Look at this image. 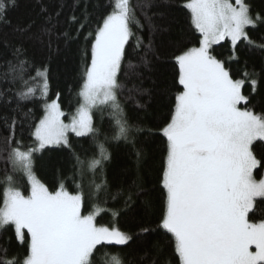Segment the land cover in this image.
Listing matches in <instances>:
<instances>
[{"label": "snow or ice", "instance_id": "1", "mask_svg": "<svg viewBox=\"0 0 264 264\" xmlns=\"http://www.w3.org/2000/svg\"><path fill=\"white\" fill-rule=\"evenodd\" d=\"M35 4V17L13 24L8 13L19 7L17 0H0V125L6 132L0 152H6L12 172L22 173L30 187L26 195L7 171L0 180L6 185L0 236L11 231L8 243L15 239L27 249L23 264H100L106 250L117 246L135 253L124 264H264V215L253 218L258 198L264 204V177L254 175L264 169V107L257 112L253 105V95L264 81V66L260 72L245 73L253 94L245 95V80L233 78L226 62L214 54V46L227 41L235 58L243 44L264 59V36L254 40L248 33L249 28L264 27V13H254L247 0H187L183 7L190 11L191 26L199 34L198 46L180 40L169 54L155 44L157 33L169 29L159 28L153 18H163L171 0L135 4L107 0L95 5L75 0L63 22L65 3L57 0L54 8L45 0ZM81 4L83 11L77 16ZM152 9L156 11L150 15ZM97 12L100 19L85 36L86 41L91 37V46L90 58L88 49L82 53L77 93L81 102L66 118L60 94L49 96L51 64L85 28H91ZM145 23L147 38L140 35ZM133 54L138 64L129 59ZM169 56L176 69L173 103L168 118L148 128L138 115L133 121L126 106L136 113L145 111L157 91L155 81L153 88H144L143 73L131 70L143 67L151 72L153 61ZM133 75L140 82L129 87ZM28 104L43 106L44 114L36 123H30L33 111ZM96 112L102 122L105 113L109 117L111 135L105 134L103 140L94 122ZM25 124L30 145L22 138ZM141 134L162 138L156 176L159 210L152 197L155 189L145 179L146 141ZM72 136L90 138L95 154L82 159ZM109 143L131 149L133 178L120 181L111 197L120 207H102L108 203L104 199L85 214L89 200L108 194ZM45 152L69 154L74 164L68 179L75 191L67 189L64 179L49 190L37 178L35 160ZM86 172L92 173L87 183ZM101 213L114 218L139 215L138 230L98 224ZM7 251L0 245V264H21L15 257L8 259ZM122 255L112 257L114 264H122L118 258Z\"/></svg>", "mask_w": 264, "mask_h": 264}, {"label": "trees", "instance_id": "2", "mask_svg": "<svg viewBox=\"0 0 264 264\" xmlns=\"http://www.w3.org/2000/svg\"><path fill=\"white\" fill-rule=\"evenodd\" d=\"M56 2L57 0H45V3H47L50 8H54ZM59 2L66 4L64 16L60 18L63 22L66 16L71 15V9L75 0H59ZM88 2L92 5L97 3L105 4L107 0H88ZM186 2L187 0H171V7L166 11L162 9V11H165L164 17L161 18L156 16L153 18L159 28L169 29L166 32H158L155 37L156 47L169 54L174 51L176 42L180 40H183L189 47L198 46L197 40L199 34L196 33L191 26L190 11L183 7ZM247 2L252 5L254 13H264V0H247ZM17 3L19 7L15 10H10L8 13L13 24H16L18 20L27 21L36 16L38 6L35 4V0H17ZM132 3L135 4L136 0H132ZM82 11L83 5L81 4L80 9L76 11V15L79 16ZM89 11H91V8H89ZM153 11L156 10H149V14L151 15ZM100 15L99 12L95 13L91 28H85L79 35V38L75 42H72L66 50H63L51 64L52 75L49 96L51 98H56L57 93L60 94L61 108L65 112L66 118L74 113L81 102L77 93L80 89V77L84 66L82 53L84 49H88L90 58L91 46V37L86 41L85 36L88 35L89 31L95 28L96 21L100 19ZM141 19H143L142 16ZM74 27L75 26H73V28ZM248 33L254 40H257L259 37L264 36V27H259L258 29L249 28ZM140 35L147 38L148 30L146 23L145 28ZM189 41H191V43H188ZM145 43H147V39H145ZM61 47L64 48L63 45H61ZM131 51V48H129L130 53ZM142 54L143 53H141V55ZM214 54L217 58L226 62V66L229 68L230 74L233 78L245 80V85L242 88L243 93L245 95H253L245 73H252L253 71L260 72L262 66H264V59H262L260 53L249 51L243 44H241L237 54L238 58H235L232 56L230 43L223 41L220 45L214 46ZM129 59L132 60L133 64L139 63V58L134 54L130 55ZM152 68L153 71L151 72L143 67L131 70L133 73L137 71L143 73L144 78L142 83L144 88H153V82L155 81L157 91L153 95L147 109L136 113L131 110V105L126 106L128 115L133 118V121L138 115L143 125L148 128H156L162 121L168 118L173 103L170 97L175 92V89L172 87V77L176 69L174 61L170 59V56L169 58L160 61H153ZM139 82V78L133 75L131 81H128V85L131 87L132 83ZM17 87H19V85H17ZM164 90H167V94H164ZM147 100L148 97L143 98V101ZM253 105L257 112L261 111V108L264 107V81L260 83L257 93L253 95ZM28 107L33 111V118L30 123L38 122L39 118L42 117L44 113L42 104H28ZM94 122L101 128V140H103L105 134L111 135L107 113H105L102 122L100 113L96 112L94 114ZM5 136V128L3 125H0V148L4 147L3 139ZM141 136L146 141L143 145L145 152L147 153V164L144 170L145 179L147 186L155 189V191L152 192V197L157 210H159L161 200L159 188L156 184V176L161 164L160 149L162 147V138L158 135L152 138H148L143 134H141ZM22 138L25 145H30L32 143L30 130L28 129L27 124H25V131ZM71 139L76 151L81 155L82 159L90 158L95 154L96 147L90 138H76L75 136H72ZM260 143L261 142L259 141L257 142V144ZM137 146L139 147L140 145ZM106 147H108V150L111 153L110 161L105 163V174L109 181L108 194L105 196L101 193L98 199L89 200L87 206L84 208L85 214L92 210L93 203H100L104 199H107L108 203L107 205L101 204L102 207H120V203L114 202L111 197L117 192L119 182L122 180L130 181L135 172V157L131 154L130 148L125 149L123 146L116 147L113 143L107 144ZM6 155V152H0V180H3L5 172L7 171L14 176L17 186H19L26 195L29 194L30 187L26 178L20 172H12L11 165L6 161ZM73 164L74 161L69 157L67 152H45L38 154L34 164V171L37 178L44 183L49 190H55L60 180L64 179L67 189L69 191H75V185L71 179H68L73 173ZM263 171L264 169L254 171V175L257 179L262 175ZM91 178L92 173L86 172L85 183ZM99 182L100 180L97 178V183ZM5 186L4 183H0V206H2ZM257 205V211L253 217L254 219L264 215V204L259 203V198L257 200ZM139 220L140 216L133 215L132 213L122 215L119 218H114L107 213H101V215L97 216L98 224L116 226L121 230L128 232H135L138 230L137 223ZM11 235L12 233L9 231L3 236H0V245L8 249V259L15 257L21 262V264H23V261L28 254L27 249L18 245L15 239H12L11 243H8V238ZM106 251L108 254L100 257V264H114L112 257L115 256L117 252L123 254L122 257H118L122 258V264L135 258L134 251L126 247H110ZM169 259H172V257L169 256Z\"/></svg>", "mask_w": 264, "mask_h": 264}, {"label": "rangeland", "instance_id": "3", "mask_svg": "<svg viewBox=\"0 0 264 264\" xmlns=\"http://www.w3.org/2000/svg\"><path fill=\"white\" fill-rule=\"evenodd\" d=\"M74 112H75V111H74ZM43 114H44V113H43ZM261 177H264V171H263L262 175H261L259 178H261ZM259 178H258V179H259Z\"/></svg>", "mask_w": 264, "mask_h": 264}, {"label": "flooded vegetation", "instance_id": "4", "mask_svg": "<svg viewBox=\"0 0 264 264\" xmlns=\"http://www.w3.org/2000/svg\"><path fill=\"white\" fill-rule=\"evenodd\" d=\"M253 250H254V248H253Z\"/></svg>", "mask_w": 264, "mask_h": 264}]
</instances>
